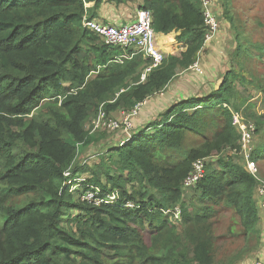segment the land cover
Instances as JSON below:
<instances>
[{"label": "trees", "instance_id": "obj_1", "mask_svg": "<svg viewBox=\"0 0 264 264\" xmlns=\"http://www.w3.org/2000/svg\"><path fill=\"white\" fill-rule=\"evenodd\" d=\"M106 1L0 0V264H177L191 237L177 232L164 210L179 199L194 160L212 149L239 151L233 114L255 103L231 102L235 93L227 73L216 89L172 104L109 148L95 166L65 173L86 140L83 122L92 108L106 113L118 105L129 108L163 90L197 61L205 42L202 0H142L137 7L151 12L164 59L141 80L149 59L137 53L114 61L120 50L82 23L85 14L98 19ZM253 47L263 59L264 47L249 42L247 48ZM43 101L59 103L66 115L36 113L20 131L13 128L23 122L9 116L28 115ZM208 116L219 127L211 137ZM254 118L260 122L264 114ZM188 132L204 139L203 148H190L175 166L159 165L164 150L179 149ZM259 158L264 143L252 150L251 160ZM216 163L205 166L194 187L208 207L194 214L181 208L182 226L204 221L223 206L246 231H256V178L229 156ZM78 172L90 173L79 186L96 191L100 205L75 198L71 187ZM148 185L162 193H149ZM18 196L31 198L15 207Z\"/></svg>", "mask_w": 264, "mask_h": 264}, {"label": "rangeland", "instance_id": "obj_2", "mask_svg": "<svg viewBox=\"0 0 264 264\" xmlns=\"http://www.w3.org/2000/svg\"><path fill=\"white\" fill-rule=\"evenodd\" d=\"M141 2L142 0H108L103 3L105 7L102 14L108 16L119 9H123L125 13L132 14ZM209 4L218 19L219 29L210 40L203 44L201 51L197 54L196 58L203 70V74H196L189 69L180 70L163 89V92L168 90L167 93H169L178 88L184 94L183 99L195 95L202 96L217 88L223 76L230 73L228 78H232L231 84L235 93L231 102L238 104L243 99H246L248 102L255 103L253 108L249 110H243L242 108V113H235L255 125L256 131L252 140L253 150L264 143V118L260 122H257L254 118V115H262L264 111V58H257L254 47L249 49L247 46L250 42L264 47V0H209ZM175 47L177 46L174 45V49ZM245 48L248 49V53ZM157 93L158 91L153 92L146 95V97H149L148 100L153 97L151 98L153 103ZM127 106L129 105H118L110 109L106 115L109 119L119 117L121 116L120 111L122 108L126 109L125 107ZM153 106L156 105L153 103ZM142 108V111L135 118V122L139 116H143V112H148L151 107L146 108L144 106ZM51 111L66 115V110L59 103L45 104L43 101L30 114L9 116V119H13V121L16 118L22 120L23 126H13L15 130L20 131L28 125L29 117L36 113L40 115L49 114ZM97 111L92 108L89 115L84 119L83 126L87 133L86 140L79 144L76 158L70 169L65 172L68 175L74 167L78 168L82 164L95 166L103 155L108 156L109 148L122 143L123 140H127L130 135L140 128L134 122V126L127 132L109 130L105 126L94 129L92 121L97 116ZM213 118H209V116L205 118L209 134L208 136L206 135L207 137H211L213 132L219 129ZM154 120L156 119L152 118L149 122ZM208 122L209 124L207 125ZM142 126L140 129L143 128ZM198 137L194 133H185L181 147L176 150H164L166 158L160 161L159 165L175 166L184 159L190 148H203L204 139ZM226 156L231 157L235 163L246 168L256 178L257 183L253 194L256 201L257 186L260 180L264 181V158H259L255 162V168L252 173L248 170L241 152L223 147L221 149H212L209 154L204 156L205 166L216 168V160ZM166 159L169 160L166 161ZM111 172L113 171L111 170ZM76 176L78 178L71 189L77 199L81 190L79 182L90 178L91 175L88 172H78ZM102 181H104V177H102ZM180 186L179 199L164 210V213L175 224L176 231L185 230L191 237V244L188 250L183 251L177 257V264H256L258 261L264 263V211L259 209L256 231H246L243 224L240 223L238 215L230 208L223 206H215L212 214L206 216L204 221H195L188 226H182L178 218L181 208H185L194 214L197 211L202 212L203 208L208 207L209 202L207 200L202 201L199 192L194 187L190 189L182 188L183 190L181 191ZM76 188H79V190H75ZM146 188L149 193L159 195L162 193L160 189L149 185ZM128 189H130L129 186ZM30 198L31 196H28L25 200L24 196H18L12 205L19 207Z\"/></svg>", "mask_w": 264, "mask_h": 264}, {"label": "built area", "instance_id": "obj_3", "mask_svg": "<svg viewBox=\"0 0 264 264\" xmlns=\"http://www.w3.org/2000/svg\"><path fill=\"white\" fill-rule=\"evenodd\" d=\"M203 4V18L205 29V42L210 40L219 29V22L210 8L209 0H202ZM84 27L92 31L99 40L110 47H117L120 54L114 56V61L123 62L124 58H131L134 54L140 53L144 58L150 60V64L144 69L141 74V80H144L146 75L163 59L164 54L160 51L158 45L155 43V32L152 27L151 12L146 9H139L135 19L132 21L111 24L103 23L98 19H89L85 14L82 19ZM188 69L199 75L203 74V70L198 64V60L194 62ZM148 98L137 102L134 106L120 111L122 117L120 119H109L106 112L100 108L95 119L92 121L93 128L101 126L107 127L109 130H124L128 131L134 126L135 118L138 116L142 107L148 103ZM264 114V111H263ZM235 127L239 133L240 139L238 141L239 152L243 154L248 170L253 173L255 162L251 160L252 140L256 131L253 122L241 117L239 114H233ZM205 172L204 158H198L192 163V169L184 178L182 186L184 189H190L196 186L197 182L203 177ZM80 202L88 203L98 206L102 202L97 197L96 191L92 189H81L77 196ZM258 206L264 209V181L260 180L257 186ZM129 206H132L128 202ZM178 211V210H177ZM256 264H264L258 261Z\"/></svg>", "mask_w": 264, "mask_h": 264}, {"label": "crops", "instance_id": "obj_4", "mask_svg": "<svg viewBox=\"0 0 264 264\" xmlns=\"http://www.w3.org/2000/svg\"><path fill=\"white\" fill-rule=\"evenodd\" d=\"M104 7H105V5H102L100 10L98 11V16H99L98 20H101V21L106 22V23H111V24H121V23H126L129 21H132L133 19H135L137 11L139 9L138 7H136V10L132 14L125 13L123 11V9H119V10H116L115 13H111L110 15L107 16L106 14H102ZM189 70L191 72H193L191 69H189ZM167 92H168V90H165L164 92H163V90H161L157 93V96L153 100V103L156 106H153V103L151 102V98H153V97H150V99H149V101L145 107L146 108L151 107V108L149 109L148 112H146V113L143 112V116L138 117V119L135 122L136 126L141 127L142 125L144 126L145 123L149 122L152 118L157 119L160 116L159 114H162V112H164L169 106H171L172 104L176 103L177 101L183 99V97H184V94L182 93L181 89H178V88L170 91L169 93H167ZM126 109H128V108H126ZM140 111H142V110H140ZM120 117H122V115L119 117H115V118L120 119ZM125 132H127V131H125ZM255 202H256V205L258 207V215H259V209H261V208H259V206L257 204L258 198ZM261 211H264V209H261Z\"/></svg>", "mask_w": 264, "mask_h": 264}]
</instances>
